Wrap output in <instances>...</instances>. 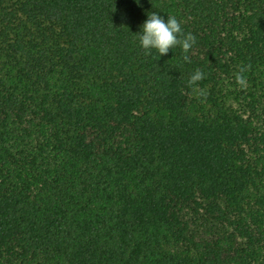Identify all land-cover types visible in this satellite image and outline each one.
Returning <instances> with one entry per match:
<instances>
[{"label":"trees","instance_id":"obj_1","mask_svg":"<svg viewBox=\"0 0 264 264\" xmlns=\"http://www.w3.org/2000/svg\"><path fill=\"white\" fill-rule=\"evenodd\" d=\"M0 264H264V0H0Z\"/></svg>","mask_w":264,"mask_h":264},{"label":"clouds","instance_id":"obj_2","mask_svg":"<svg viewBox=\"0 0 264 264\" xmlns=\"http://www.w3.org/2000/svg\"><path fill=\"white\" fill-rule=\"evenodd\" d=\"M139 4L140 0H136ZM139 45L146 53L155 50L160 57L165 56L170 50L179 47L184 53L183 59L189 61L187 53L193 47L196 40L191 33H184L181 22L174 16H164L153 11L151 14L147 13V19L140 26V31L137 32ZM203 74L197 70L193 73L189 83L193 84L201 80Z\"/></svg>","mask_w":264,"mask_h":264}]
</instances>
